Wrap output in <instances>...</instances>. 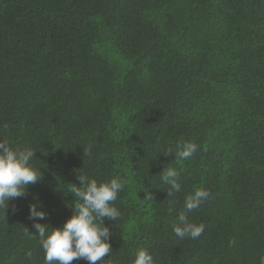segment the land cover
<instances>
[{
	"label": "trees",
	"instance_id": "obj_1",
	"mask_svg": "<svg viewBox=\"0 0 264 264\" xmlns=\"http://www.w3.org/2000/svg\"><path fill=\"white\" fill-rule=\"evenodd\" d=\"M188 141L190 159L164 153ZM0 142L34 149L42 173L0 209V264H45L26 228L63 225L78 173L127 181L120 217L104 218L112 252L100 264H133L139 248L155 264H258L264 0H0ZM167 167L180 173L171 197ZM201 187L210 196L186 215L204 232L180 239L185 196ZM37 199L43 220L29 215Z\"/></svg>",
	"mask_w": 264,
	"mask_h": 264
},
{
	"label": "clouds",
	"instance_id": "obj_2",
	"mask_svg": "<svg viewBox=\"0 0 264 264\" xmlns=\"http://www.w3.org/2000/svg\"><path fill=\"white\" fill-rule=\"evenodd\" d=\"M4 128L8 125L4 124ZM92 145L84 146V156L91 157ZM198 151L195 142H178L175 150L167 149L165 154H173L177 163L190 159ZM36 151L31 147L23 150L13 149L5 142H0V209H5L8 202L16 197L27 194V186L42 179L40 168L31 164ZM79 185L73 183L68 192L74 194L73 214L60 227H51L47 223H35V231L26 228L25 235L30 239L38 234L39 243L44 252L45 264H72V261L84 259L88 264H97L112 252L109 242L110 229L104 224V218L117 221L121 213L114 202L123 191L126 180L119 177L109 181L98 182L87 175L78 173ZM161 181L168 186V197L181 190L180 173L175 167L164 168ZM205 188H196L185 196L184 209L178 214V222L173 232L180 239L199 238L204 232L203 224L190 222L186 212L199 208L201 202L210 196ZM150 192L145 190L144 200H153ZM170 202L169 212L174 210ZM30 218L43 220L46 213L40 201L30 204ZM30 256L31 253H26ZM133 264H155L152 254L146 248H139L135 253ZM258 264H264V255L258 257Z\"/></svg>",
	"mask_w": 264,
	"mask_h": 264
}]
</instances>
